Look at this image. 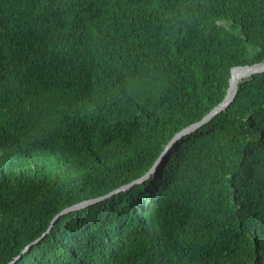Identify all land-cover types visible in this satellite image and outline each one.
Here are the masks:
<instances>
[{
    "label": "trees",
    "instance_id": "trees-1",
    "mask_svg": "<svg viewBox=\"0 0 264 264\" xmlns=\"http://www.w3.org/2000/svg\"><path fill=\"white\" fill-rule=\"evenodd\" d=\"M262 61L264 0H0V264ZM13 264H264V73Z\"/></svg>",
    "mask_w": 264,
    "mask_h": 264
},
{
    "label": "water",
    "instance_id": "water-1",
    "mask_svg": "<svg viewBox=\"0 0 264 264\" xmlns=\"http://www.w3.org/2000/svg\"><path fill=\"white\" fill-rule=\"evenodd\" d=\"M264 73V61L259 62V63H255L252 65H246V66H238V67H233L231 69V76H230V83H229V87L226 93L225 98L223 99V101L218 104L216 107H214L201 121L190 125L189 127H186L185 129H183L182 131H180L178 134L175 135V137L170 141V143L167 145V147L165 148V150L163 151V153L161 154L160 158L157 160V162L155 163V165L151 168V170L145 174L142 178L137 179L133 182H131L128 185L122 186L121 188L113 191L112 193H110L109 195H107L106 197L112 196L114 194H117L121 191L127 190L129 188H131L132 186H134L137 183H141L143 181H145L146 179H148L160 166V164L163 162L164 158L170 153V151L172 150V148L174 147V145L176 144V142L178 140H180L182 137H184L185 135L191 134L192 132L198 130L199 128L203 127L205 124H207L208 122H210L214 117H216L217 115L221 114L222 112L226 111L229 106L234 102L236 96H237V91H238V84L243 81L244 79L247 78H251L254 77L257 74H262ZM104 197V198H106ZM104 198H97V199H90V200H86L83 201L81 203L75 204L71 207H68L64 210H62L59 214L56 215V217L53 219V222L50 226V228L47 230V232H45V234L38 240L34 241L32 244L28 245L23 252L10 264H13L16 260H18L21 255L27 251L30 250V248L36 244L37 242H39L44 236H46L49 231L51 230V228L53 227V225L55 224V222L63 215L70 213L72 211H77L83 208H86L96 202H98L101 199Z\"/></svg>",
    "mask_w": 264,
    "mask_h": 264
}]
</instances>
